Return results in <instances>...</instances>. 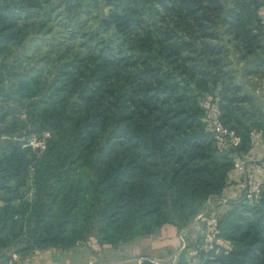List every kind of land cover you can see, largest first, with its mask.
<instances>
[{
    "label": "trees",
    "instance_id": "16d2710c",
    "mask_svg": "<svg viewBox=\"0 0 264 264\" xmlns=\"http://www.w3.org/2000/svg\"><path fill=\"white\" fill-rule=\"evenodd\" d=\"M64 1L0 0V264L185 228L232 184L235 156L250 151L251 131L264 126L253 97L239 96L243 87L214 69L219 29L234 28L244 42L259 36L241 16L248 2ZM258 8L250 15L256 29ZM54 13L67 35L49 43L44 65L6 61L25 29ZM208 97L236 137L228 147L209 129ZM46 133L43 153L25 146ZM262 180L253 202H232L204 264H264Z\"/></svg>",
    "mask_w": 264,
    "mask_h": 264
},
{
    "label": "rangeland",
    "instance_id": "374dc122",
    "mask_svg": "<svg viewBox=\"0 0 264 264\" xmlns=\"http://www.w3.org/2000/svg\"><path fill=\"white\" fill-rule=\"evenodd\" d=\"M52 2L57 5L65 1L52 0ZM221 2H226V6L229 7H232L235 3L242 5V2H248L246 8L251 9L247 11L245 7L240 9L242 7L240 6L241 16L248 24V28L253 30L252 36L257 34L259 36L249 38L244 42L241 39H236L234 28L222 27L219 29V39L212 43L218 46L216 53L221 51L219 56L213 57L217 61L214 69L220 71L219 75L231 86H242V92L239 96L249 95L253 97L254 107L262 108L264 112V0H221ZM249 2H254V5L251 7ZM257 6H259V29H256V24L250 21L251 12ZM108 12L109 8L103 7L100 16L106 17ZM51 18L52 22L43 18L38 20L39 22H36V25H30L26 28L25 35L27 37L25 41L13 44L9 48L6 61L16 62L20 58L23 59L24 61L19 63L22 70L31 66H43L42 57L47 52L49 43L53 40H65L63 37L67 35L66 30L57 23L62 17L54 13ZM82 18H85L83 13L79 15V19L82 20ZM29 24L31 23L29 22ZM40 24H46V26L40 28ZM92 24H95V22L92 23L91 21L89 25ZM79 42L80 40H77V43ZM17 57L20 58L17 59ZM259 62L260 64L257 66ZM253 105L249 103L242 104L248 109H251ZM185 225L169 226L163 231L159 230L151 239L150 237L143 239V242L137 247L141 248L142 255L146 256L148 260L154 261L155 264H177L180 261L185 262V264H204L203 254L209 250L207 249L209 239L206 234L200 235L198 230L191 228V224L183 228ZM204 226L205 224L202 223V229H204ZM183 230L187 231L185 248L181 239ZM221 243L224 244L223 241ZM134 254L137 255L138 252L135 251ZM124 256L126 255L124 254ZM12 260H19V257L16 256Z\"/></svg>",
    "mask_w": 264,
    "mask_h": 264
},
{
    "label": "built area",
    "instance_id": "2783aa9c",
    "mask_svg": "<svg viewBox=\"0 0 264 264\" xmlns=\"http://www.w3.org/2000/svg\"><path fill=\"white\" fill-rule=\"evenodd\" d=\"M202 108L206 114L209 129L211 132L222 138L225 146L228 147L230 143H228L226 139L228 138L234 142L236 137L222 123L221 111L214 106L211 97H208L203 101ZM250 136L252 138L250 151L248 153L238 154L235 156V165L241 174V178L235 182L233 191L226 196L222 195L221 197H210L207 200L204 210L191 224V228L198 230L200 235H207L209 239L207 249L209 250H213L215 244L219 241V223L230 209L232 202L238 200H248L253 202L262 193V175H264V126L259 129H253ZM50 137L51 135L49 133L44 134V136L40 138L32 137L28 140L25 146H29L34 151L41 154L47 149ZM5 138L6 137H3V139ZM202 223L205 224L204 229L201 227ZM186 233L187 231L183 230L181 236L184 248L186 247ZM223 242L226 248L230 247L229 242Z\"/></svg>",
    "mask_w": 264,
    "mask_h": 264
},
{
    "label": "crops",
    "instance_id": "0c3cea01",
    "mask_svg": "<svg viewBox=\"0 0 264 264\" xmlns=\"http://www.w3.org/2000/svg\"><path fill=\"white\" fill-rule=\"evenodd\" d=\"M240 178L239 171L232 174L230 180L232 184L224 190L223 196L229 195L233 191L234 183ZM167 227L169 226H165L161 230L163 231ZM154 236L140 237L120 246H100L96 240H90L69 250L48 248L38 250L26 258L19 257V260H11L9 264H142L148 258L141 254V248L137 246L143 242V239L149 237L151 239ZM135 251L138 252L137 255L134 254Z\"/></svg>",
    "mask_w": 264,
    "mask_h": 264
},
{
    "label": "water",
    "instance_id": "95a60500",
    "mask_svg": "<svg viewBox=\"0 0 264 264\" xmlns=\"http://www.w3.org/2000/svg\"><path fill=\"white\" fill-rule=\"evenodd\" d=\"M104 22H105L106 24L110 25L109 21L105 20Z\"/></svg>",
    "mask_w": 264,
    "mask_h": 264
}]
</instances>
